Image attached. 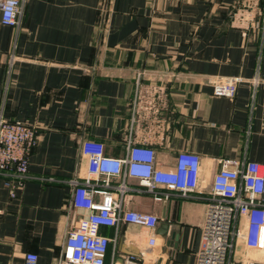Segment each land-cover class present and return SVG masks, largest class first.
<instances>
[{"label": "crops", "instance_id": "1", "mask_svg": "<svg viewBox=\"0 0 264 264\" xmlns=\"http://www.w3.org/2000/svg\"><path fill=\"white\" fill-rule=\"evenodd\" d=\"M12 60V62H10ZM240 79L232 97L216 84ZM0 115L38 130L24 187L0 175V264H61L85 210L71 180L87 176L85 140L126 157L156 151L163 169L182 152L200 156L197 189L153 200L138 181L127 209L158 214L155 229L104 227L106 263L195 264L220 160L264 167V0H29L19 27L0 13ZM233 264H264V245L243 238Z\"/></svg>", "mask_w": 264, "mask_h": 264}, {"label": "built area", "instance_id": "2", "mask_svg": "<svg viewBox=\"0 0 264 264\" xmlns=\"http://www.w3.org/2000/svg\"><path fill=\"white\" fill-rule=\"evenodd\" d=\"M27 1L0 0L3 24L19 27ZM239 80L231 78L216 84L214 94L232 97ZM38 143L36 127L0 115V175L12 179L7 182L12 197L28 179L29 155ZM81 153L87 161V176L82 181L71 180L73 205L88 215L67 235L61 264H107L111 240L102 234L104 227H118L122 222L147 229L158 226V214L126 208L125 197L134 190L129 179L137 180L139 188H146L158 203L169 198L166 189L188 197L198 186L200 156L195 153H180L170 169L159 166L156 151L148 146L133 145L126 157L117 158L106 153L102 142L85 140ZM207 201L202 246L195 264H233L241 220L245 222L242 235L246 245L251 249L264 245V167L261 164L249 161L240 165L220 160ZM38 261L36 253H27L24 257V264H38ZM123 264H139L138 258L130 255Z\"/></svg>", "mask_w": 264, "mask_h": 264}]
</instances>
